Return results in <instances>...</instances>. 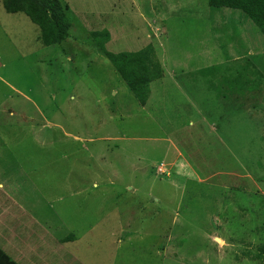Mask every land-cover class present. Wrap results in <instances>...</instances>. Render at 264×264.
<instances>
[{
    "label": "rangeland",
    "instance_id": "obj_1",
    "mask_svg": "<svg viewBox=\"0 0 264 264\" xmlns=\"http://www.w3.org/2000/svg\"><path fill=\"white\" fill-rule=\"evenodd\" d=\"M59 1L69 36L51 47L0 1V128L43 140L15 155L37 212L51 183V213L90 230L68 243L88 264H264L253 258L264 245L259 30L208 0ZM103 30L111 54L156 49L164 75L145 106L91 37Z\"/></svg>",
    "mask_w": 264,
    "mask_h": 264
},
{
    "label": "crops",
    "instance_id": "obj_2",
    "mask_svg": "<svg viewBox=\"0 0 264 264\" xmlns=\"http://www.w3.org/2000/svg\"><path fill=\"white\" fill-rule=\"evenodd\" d=\"M2 104L3 101H0V110ZM8 118L25 122L27 117L10 114ZM3 122L7 123L8 120L2 110L0 123ZM37 134V131L31 128H0V253L6 257L5 259L0 256V264H51L50 261L54 258L57 259L53 263L61 259L59 264H66L67 260L72 261V264H88L83 257L71 250L72 247L69 245L72 244L68 243H81L84 236L90 233L89 228L70 227L67 220L63 221L70 213H51L53 205L51 183L48 190L42 191V194H47L50 203L41 196L39 201L43 203V209L38 213L36 210L38 201L34 199V195L37 194L36 185L31 181L30 174L22 171L18 159H15L17 152L29 157L28 145L44 150L43 140L37 137ZM48 150L51 152V148ZM6 160L13 166L6 164ZM23 185L27 186V191ZM64 186L67 187V184L64 183ZM59 200L64 202V197H59ZM47 204L50 211L48 213L44 209ZM61 211L63 212L62 208ZM52 244H55V251L49 252L48 255ZM65 252L70 253L72 260L63 257ZM87 261H90L89 264L94 262L91 258Z\"/></svg>",
    "mask_w": 264,
    "mask_h": 264
},
{
    "label": "trees",
    "instance_id": "obj_3",
    "mask_svg": "<svg viewBox=\"0 0 264 264\" xmlns=\"http://www.w3.org/2000/svg\"><path fill=\"white\" fill-rule=\"evenodd\" d=\"M0 1L7 14H23L38 28L39 41L43 46L60 45L68 38L70 24L66 17V9L59 0ZM207 4L212 9L225 8L240 11L264 37V0H208ZM91 37L94 38L100 51L110 61L134 98L141 106H145L150 94L149 85L160 80L164 75L156 58L154 46L147 45L135 52L114 55L105 49L110 41L108 31L93 32ZM0 256L6 259L2 253ZM253 258L264 263V245L261 246L260 254L254 255Z\"/></svg>",
    "mask_w": 264,
    "mask_h": 264
}]
</instances>
